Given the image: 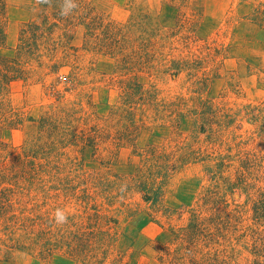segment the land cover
Returning <instances> with one entry per match:
<instances>
[{"label": "rangeland", "instance_id": "374dc122", "mask_svg": "<svg viewBox=\"0 0 264 264\" xmlns=\"http://www.w3.org/2000/svg\"><path fill=\"white\" fill-rule=\"evenodd\" d=\"M73 2L0 0V264H264V0Z\"/></svg>", "mask_w": 264, "mask_h": 264}, {"label": "clouds", "instance_id": "9594fccd", "mask_svg": "<svg viewBox=\"0 0 264 264\" xmlns=\"http://www.w3.org/2000/svg\"><path fill=\"white\" fill-rule=\"evenodd\" d=\"M43 2H47V0H43ZM75 7L76 5L73 0H64V6L62 8L61 15H68L69 11ZM55 217L57 224H63L67 222V217L63 210L58 209L55 213Z\"/></svg>", "mask_w": 264, "mask_h": 264}]
</instances>
